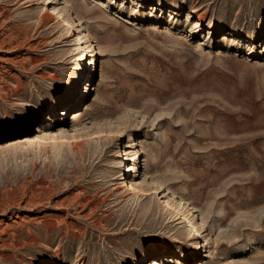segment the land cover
I'll return each instance as SVG.
<instances>
[{
    "label": "rangeland",
    "instance_id": "374dc122",
    "mask_svg": "<svg viewBox=\"0 0 264 264\" xmlns=\"http://www.w3.org/2000/svg\"><path fill=\"white\" fill-rule=\"evenodd\" d=\"M39 1L0 0V264H264V0Z\"/></svg>",
    "mask_w": 264,
    "mask_h": 264
},
{
    "label": "bare ground",
    "instance_id": "6f19581e",
    "mask_svg": "<svg viewBox=\"0 0 264 264\" xmlns=\"http://www.w3.org/2000/svg\"><path fill=\"white\" fill-rule=\"evenodd\" d=\"M53 1H55V2L58 1V3H59V0H40L39 3L41 4V7H42V9L44 11L45 7L47 5H49L51 2H53ZM63 2H65V1H63ZM55 9H56L55 7H51L49 9V12H47V11L45 12L44 11V15H43L44 19L47 20V21H51V20L55 19L54 15H57L56 17L60 21V26L61 27H65L66 26V28L71 30L75 26H80L81 21L76 19V18H74L73 15H72L73 14L72 6H70L69 4L64 3L62 11H64L65 13L61 12V10H55ZM197 24H199V23L197 22ZM262 27H263V25H262ZM76 32H80V29L76 28ZM68 36H70V34H68ZM72 44H74L76 46V47L73 48V50H74L73 54L76 56V59L74 61V67L72 68V78H73L72 80L73 81L70 84L71 85L70 89H72V87L75 86V84L79 82V79H80V76H81V73H80L79 70H81L82 67H84V66L91 67V64L94 65L95 62H96V60H94V57H96L97 53H98L96 51L97 49L95 48V44H93V40L89 36V33L86 32V29H84L83 34H81V35L76 34L74 36ZM87 48L89 49L90 52L93 53V56H91L89 58V61H87V54H86V58H84ZM70 92L72 93V90ZM62 114H64V109L58 110V115H62ZM26 122L29 123L28 120ZM21 130H25V127H22ZM114 133L117 134L118 137H122L123 136V129L119 125H116ZM57 134L63 135L61 131H58ZM124 136H126V135H124ZM77 137H79V136L78 135H74V138H72V139H74V141H72L71 138H66L68 140V144L69 145H78L81 142V139L77 140ZM55 138H57V137L50 136V139H55ZM134 146L135 145H134V142H133V136L129 135L127 137V139H126L125 148H128V149L132 148V151H129L131 155H134L132 159L133 160L136 159V163L138 162L140 164L141 155L139 154V151L133 150ZM120 150H121V148H119V152H121L122 150L125 152L124 148H122L121 151ZM117 155H118V152H117ZM115 163H117V161H115ZM125 170H127V168ZM152 188L155 189L156 187H152ZM127 190H129L134 196H140V195H142L144 193V190L141 188L140 183H136V182L129 183L128 187H127ZM182 201H183L182 199H179L176 202L177 203L176 205H173L168 200H165V203L173 210V212L175 214H178V213L181 212L180 206H182L184 204V202H182ZM183 219L185 221H187V223L190 225V228L194 231V234L197 235L198 234V228L196 226H194L190 222L189 217L183 216ZM166 251H167V248H165V247H162V249L160 250L161 253H165ZM198 251H200V247H198ZM149 260H148L149 264H154L156 262V261L154 262L153 258L149 259Z\"/></svg>",
    "mask_w": 264,
    "mask_h": 264
},
{
    "label": "built area",
    "instance_id": "2783aa9c",
    "mask_svg": "<svg viewBox=\"0 0 264 264\" xmlns=\"http://www.w3.org/2000/svg\"><path fill=\"white\" fill-rule=\"evenodd\" d=\"M117 152H118V157H120L122 161H126L127 160L126 159L127 156L125 155V152L123 150L121 152H119V149H118Z\"/></svg>",
    "mask_w": 264,
    "mask_h": 264
}]
</instances>
